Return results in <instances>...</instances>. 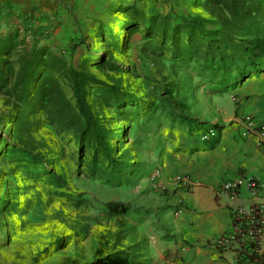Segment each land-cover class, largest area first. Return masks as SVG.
Masks as SVG:
<instances>
[{
    "label": "rangeland",
    "instance_id": "obj_1",
    "mask_svg": "<svg viewBox=\"0 0 264 264\" xmlns=\"http://www.w3.org/2000/svg\"><path fill=\"white\" fill-rule=\"evenodd\" d=\"M204 2L0 0V67L9 87L17 77L20 56L38 43L37 49H46L47 59L52 56L55 66L50 74L73 105L69 68L85 67L135 98L133 103L123 99L119 107L97 103L100 121L114 136L113 157L131 156L132 175L112 184L87 171L93 150L85 139H77L75 129L64 132L51 123L34 92L30 102L35 108L28 116L33 126L29 134L14 137L21 104L0 87V264L164 263L159 253L170 237L169 224L183 209L176 198L181 189L178 176L172 186L165 179V158L180 150L175 146L180 138L198 137L197 131L212 122L223 123L235 103L236 86L217 88L222 72L205 71L196 58L183 61L171 55L172 30L182 20L202 17L217 22L227 17L219 6L206 7ZM134 19L142 21L122 24ZM151 19H156L157 28L165 26L166 43L159 33L152 37L146 33L144 24ZM216 28L207 25L208 32ZM212 36L196 35L194 41L208 43ZM186 42L184 35L176 38V44ZM45 72V67L39 70L35 87ZM160 92L179 106L163 104ZM131 104L141 109L124 118L122 112ZM181 114L207 124L196 128L182 122ZM215 132L210 143L220 129ZM30 151L52 162L35 167ZM157 167L162 172L153 180ZM51 171L65 178V188L52 185ZM117 253L127 258L115 262Z\"/></svg>",
    "mask_w": 264,
    "mask_h": 264
},
{
    "label": "trees",
    "instance_id": "obj_2",
    "mask_svg": "<svg viewBox=\"0 0 264 264\" xmlns=\"http://www.w3.org/2000/svg\"><path fill=\"white\" fill-rule=\"evenodd\" d=\"M219 6L227 17H221L217 22L202 17H195L189 21H183L173 27L171 40L175 47L171 55L188 61L196 58L201 61L202 68L212 73L222 72L221 80L217 84L219 91L232 86L239 87L248 79L264 73V2L262 0H205L204 5ZM141 19L128 20L122 23L138 25ZM156 19L144 24L145 31L149 37L151 34L159 33L162 42L166 43L168 32L164 25L156 27ZM213 24L217 28L208 32L207 25ZM212 36L208 43L195 42L194 38ZM113 38V33L110 34ZM184 35L186 44H176V38ZM118 46V41L115 42ZM38 43L27 49L19 58V71L14 84L9 87L4 79V72L0 67V87L6 88L11 95L21 104V110L16 119L14 137L29 134L33 122L28 119L29 113L35 106L30 102L31 93L34 92L35 100L43 109L47 118L57 125L60 130L67 132L75 129L76 137L93 150L92 166L88 172L95 173L100 179L112 184L123 183L129 175H132L131 156L125 154L123 157L114 158L115 148L111 147L110 141L114 138L110 129L100 121L97 103L100 101L104 107H119L123 99H129L131 103L134 96L119 89L118 86H109L100 81L96 75L89 72L85 67L81 70L69 68L68 75L72 84L73 105L64 94L63 90L53 75L50 74L54 68L53 58L47 59L45 48L37 49ZM164 46L160 51H164ZM46 53V54H44ZM52 59V60H50ZM46 72L40 78L35 87V78L41 68ZM159 99L166 104L177 102L165 97V92H160ZM93 96V99L89 98ZM131 108L125 109L124 118L133 116L141 108L131 104ZM15 117V116H14ZM178 118L185 123L196 125V128L206 126V122L192 120L181 114ZM209 127L219 129L216 124ZM12 129L10 128V132ZM37 149V148H35ZM30 160L35 167H41L44 163L52 162L47 156L34 154L30 151ZM49 165V164H48ZM47 170H51L46 166ZM45 169V170H46ZM52 185L56 188H65L67 182L63 176L51 171L49 174ZM115 262L121 263L127 258L126 254L117 253ZM250 262L264 264V255L259 258L250 257Z\"/></svg>",
    "mask_w": 264,
    "mask_h": 264
},
{
    "label": "crops",
    "instance_id": "obj_3",
    "mask_svg": "<svg viewBox=\"0 0 264 264\" xmlns=\"http://www.w3.org/2000/svg\"><path fill=\"white\" fill-rule=\"evenodd\" d=\"M232 93L236 104L219 124L217 140L208 144L196 136H184L175 143L180 150L169 152L165 158V179L172 182L175 176H187L191 186H180L177 191L183 209L169 224L170 237L159 253L165 259L162 264H235V253H220L211 245L232 231L234 207L248 206L252 200L243 190L237 202H229L219 193L222 180L254 177L260 183L258 202L264 204V150L254 137H241L244 118H255L264 125V73L248 79Z\"/></svg>",
    "mask_w": 264,
    "mask_h": 264
},
{
    "label": "built area",
    "instance_id": "obj_4",
    "mask_svg": "<svg viewBox=\"0 0 264 264\" xmlns=\"http://www.w3.org/2000/svg\"><path fill=\"white\" fill-rule=\"evenodd\" d=\"M215 137L217 134L212 127L200 131L198 136L202 143H208ZM241 137H254L258 146L264 150V125L255 118H244L241 125ZM161 172L162 168L157 167L153 180L158 179ZM176 182L185 189L191 186V179L187 176H178ZM243 190L249 192L252 203L248 206L234 207L232 231L214 240L211 246L220 253L228 251L235 253V264H256L250 262V257L259 258L264 255L262 250L264 204L258 202L260 183L254 177L243 175L233 179H224L219 185V193L231 203L240 199Z\"/></svg>",
    "mask_w": 264,
    "mask_h": 264
}]
</instances>
